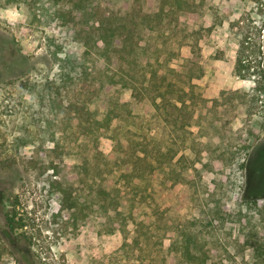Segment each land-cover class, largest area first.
<instances>
[{"label":"rangeland","instance_id":"1","mask_svg":"<svg viewBox=\"0 0 264 264\" xmlns=\"http://www.w3.org/2000/svg\"><path fill=\"white\" fill-rule=\"evenodd\" d=\"M174 1L133 52L195 85L162 119L102 87L125 0H0V264H264V0Z\"/></svg>","mask_w":264,"mask_h":264},{"label":"trees","instance_id":"2","mask_svg":"<svg viewBox=\"0 0 264 264\" xmlns=\"http://www.w3.org/2000/svg\"><path fill=\"white\" fill-rule=\"evenodd\" d=\"M139 1L125 0L127 5L121 21L114 27H105L101 34V40L105 46L99 51L105 57L106 64L108 63L101 70L104 76L102 87L107 86L104 89L108 92H111L112 89H130L133 96L145 98L150 101L159 117H162L166 114L165 109L168 107L178 111L187 106L183 95L187 94L195 85L194 83L188 82L187 88H174V84L171 81H167L165 74L158 75L156 59L154 61L148 59L145 63H141L133 53L135 47L139 44L141 38H143L141 31L138 29L142 27L151 31L156 26L163 27L167 23L165 20L166 17L172 12L171 8H173L170 6L165 11L164 7H161L154 14L147 13L142 11ZM173 3L177 5L178 10L183 9L182 0H175ZM103 26L104 23L101 22L99 27ZM246 47L244 42H242L241 48L238 50L234 68L236 72L245 70V72L250 74L253 71V65L250 60L245 61L242 58V52ZM254 48L253 50L256 51L257 47ZM72 68L75 69V65ZM175 90L176 92H180L177 97L173 95ZM109 96L107 97V101L109 100ZM165 118V116L164 118L162 117V119ZM136 149H134V156L138 160L147 161L146 149H139L142 153H139L138 149ZM167 154H169L168 150L164 152V155ZM175 154L172 153L170 156H174ZM241 167H243V164H241ZM185 250L186 253H183V255L189 264H209V253H191L188 244Z\"/></svg>","mask_w":264,"mask_h":264},{"label":"flooded vegetation","instance_id":"3","mask_svg":"<svg viewBox=\"0 0 264 264\" xmlns=\"http://www.w3.org/2000/svg\"><path fill=\"white\" fill-rule=\"evenodd\" d=\"M258 63H260V59L258 60ZM258 63H257V64H258ZM261 66H262L261 69H259L258 66H257V69H258L259 71L262 70V71L264 72V57H263V59H262ZM252 69H253V71L256 70V66H255V67H252ZM253 76H254V78L256 77V75H253ZM257 78H258V80H262L260 76H258ZM262 82H263V84H264V79L262 80Z\"/></svg>","mask_w":264,"mask_h":264},{"label":"built area","instance_id":"4","mask_svg":"<svg viewBox=\"0 0 264 264\" xmlns=\"http://www.w3.org/2000/svg\"><path fill=\"white\" fill-rule=\"evenodd\" d=\"M244 71V70H243Z\"/></svg>","mask_w":264,"mask_h":264}]
</instances>
